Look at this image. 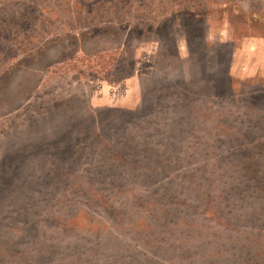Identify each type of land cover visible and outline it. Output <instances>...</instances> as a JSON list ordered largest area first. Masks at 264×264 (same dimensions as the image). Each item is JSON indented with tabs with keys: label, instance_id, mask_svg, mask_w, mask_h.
I'll list each match as a JSON object with an SVG mask.
<instances>
[{
	"label": "rangeland",
	"instance_id": "1",
	"mask_svg": "<svg viewBox=\"0 0 264 264\" xmlns=\"http://www.w3.org/2000/svg\"><path fill=\"white\" fill-rule=\"evenodd\" d=\"M238 1L243 10L166 0L169 8L126 13L106 31L77 23L70 40L37 31L42 40L27 53L16 50L22 37L0 45V264H212L230 247L235 264H264L249 261L243 243L245 231L264 232V212L257 222L243 217L244 187L264 183V148L225 167L234 126L264 106V57L228 56L263 44L255 38L264 40V0ZM248 9L260 19L247 20ZM87 57H103L108 80L65 66ZM142 104L155 111L112 117ZM257 133L250 145L264 139ZM65 150L75 160L57 161ZM114 155L150 162L166 181H112Z\"/></svg>",
	"mask_w": 264,
	"mask_h": 264
},
{
	"label": "trees",
	"instance_id": "2",
	"mask_svg": "<svg viewBox=\"0 0 264 264\" xmlns=\"http://www.w3.org/2000/svg\"><path fill=\"white\" fill-rule=\"evenodd\" d=\"M200 1L206 2V0ZM171 2L172 0H170V4ZM211 2L213 5H231L235 11L243 8L237 4V2H239L238 0H211ZM6 3V6L0 8V36L2 37L0 38L2 39L0 45L6 46L8 43H12L14 39L22 37L15 42V44L18 45V48H16L18 53H27L39 46L35 43L37 31H48L50 34L49 40L51 41H63L66 38L70 40L75 38L73 37L74 28L77 23L86 24L93 30L106 31L108 26L119 24L122 17L127 14L137 13L147 15L156 13L158 9H166V6L169 8V3H166V0H14L13 2L7 0ZM180 3L187 4L188 0H180ZM143 6L145 7L144 9H142ZM184 11L185 14L191 13V11L186 9ZM255 13L256 12L252 9L246 10V19H260V16H257ZM36 39L42 40V37L40 39L36 36ZM44 43H46V41H43L42 45ZM21 45H27V47L21 48ZM18 53L8 57L7 60L9 62L10 60L13 61H11L6 70L16 65V61L12 56L16 55L17 57ZM76 63H79V65L77 66ZM103 63V57H87L75 58L71 63L69 60L65 66H69V68L75 70L77 77L95 75L108 80L109 77L105 75L106 71L102 66ZM1 85L2 82L0 79V86ZM142 105L143 106H140V108H134L132 110L114 109L112 110V117L122 122H126L127 120L131 122L132 120L144 115L146 116L155 111L153 105L149 107H146L144 104ZM251 110V113H253L251 116L255 115L254 118L251 119L255 121L250 123L249 119H246L243 123L240 122L234 126L232 133L229 134V139L234 140L232 141L233 145H230V141H228L227 147L232 148L233 152H224L226 153L225 167L234 166L236 164L247 165L249 161L240 156L241 152L244 151V156H248L250 150L259 146L264 148V139L261 142L256 141L255 144L250 145V142L254 138L253 133L255 130L258 132V137L264 138V106H252ZM124 143L125 142H119L115 147L124 145ZM136 152L137 151H135V153ZM56 156L59 157L57 160H60L59 162H64L66 159H68L67 161L75 160L74 153L70 154L67 150L60 152ZM128 156L129 155H126V157ZM126 157L113 156V159L116 161L113 167H117L116 170L119 175H111L112 181L117 180L132 186L135 184L144 185L146 188L158 187V185L163 183V180L166 181V175L161 174L160 169L152 166L150 162V165H147L145 161L140 159H127ZM178 158L179 156L176 157V159ZM249 159L250 162L253 163V158L250 157ZM160 161L162 160L159 159V162ZM255 162H259V159L257 158ZM100 165L102 166L101 168L104 169L105 163H101ZM124 165H131L137 168H149L151 169V174L147 177H128L123 175L124 171L122 166ZM101 168L98 169L101 171ZM244 190L246 193V203L250 201V203H247L250 207V211L245 212L243 217L246 215L250 218L248 219V223L252 222L251 219L257 222L259 220L258 216L264 212V183L260 186L255 183H250L244 187ZM231 220L235 221L234 219ZM63 222L68 223L70 220L65 219ZM235 222L239 223L242 221ZM245 226L246 225H244V227ZM244 234L247 241L243 242V238H241L239 242L247 243L248 247H250L249 253L246 254V256H248L247 259L253 262L264 263V244H260V242H264V232L249 229L245 231ZM216 251H214V253ZM238 253L236 247L218 251L217 255L212 260V264H235ZM212 257L213 256H210L209 258L212 259ZM210 263L211 262L208 261V264Z\"/></svg>",
	"mask_w": 264,
	"mask_h": 264
},
{
	"label": "crops",
	"instance_id": "3",
	"mask_svg": "<svg viewBox=\"0 0 264 264\" xmlns=\"http://www.w3.org/2000/svg\"><path fill=\"white\" fill-rule=\"evenodd\" d=\"M221 35H218L220 37ZM255 38V37H254ZM258 39L259 42L251 40L253 43H263L259 47L255 46H250L249 43H247L244 47L242 46L241 50L239 47L231 53L229 51V57H264V40L262 38H255ZM219 41H222V39L218 38ZM226 41V40H225ZM228 41V40H227ZM251 43V44H253ZM231 69L234 71L235 70V63H232Z\"/></svg>",
	"mask_w": 264,
	"mask_h": 264
}]
</instances>
